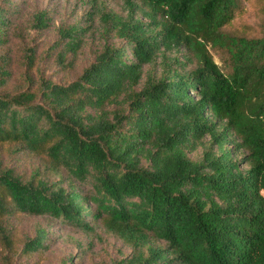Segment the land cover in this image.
Instances as JSON below:
<instances>
[{
    "label": "trees",
    "instance_id": "1",
    "mask_svg": "<svg viewBox=\"0 0 264 264\" xmlns=\"http://www.w3.org/2000/svg\"><path fill=\"white\" fill-rule=\"evenodd\" d=\"M86 1L45 59L73 69L102 40L63 82L31 45L16 74L0 7V264H264V0ZM23 214L43 221L20 233ZM100 226L129 253L58 254L64 228Z\"/></svg>",
    "mask_w": 264,
    "mask_h": 264
},
{
    "label": "rangeland",
    "instance_id": "2",
    "mask_svg": "<svg viewBox=\"0 0 264 264\" xmlns=\"http://www.w3.org/2000/svg\"><path fill=\"white\" fill-rule=\"evenodd\" d=\"M107 6L115 11H123L121 0H106ZM11 4L17 5L15 8L11 7ZM11 7L15 10L14 15H10L14 34L11 36L10 43L4 48L5 52L11 58L12 68L17 70L16 74L21 70V58L22 50L24 46H34L41 54L44 62L43 66L46 71L47 77L63 82L73 79L84 66L88 65L94 57V51L99 46V42L102 40L100 35L94 36V46L91 47L90 43L86 46L75 60V66L73 69H62L51 58H46L49 48L58 39V29L61 24L73 23L76 20H84L86 17L84 13L90 9L86 0H0V7ZM38 10H47L52 17L51 25L48 29L38 31L30 26V22L33 14ZM50 53V52H49ZM49 56V54L47 55ZM4 158L12 164H21L28 172L33 165V159L30 157H21L11 155L7 150L3 152ZM38 221L43 219L33 217L29 215H18L13 218V223L16 225V229L22 233L28 231ZM63 242L59 246L58 254H64L65 252H77L78 242H87L92 239L94 242L93 248L101 258L109 260V257H121V253L127 254L130 249L123 245L120 239L111 234L104 227L98 228L99 236L93 237L78 231L74 228L63 229ZM0 248H2L0 246ZM96 255V260L100 257Z\"/></svg>",
    "mask_w": 264,
    "mask_h": 264
}]
</instances>
